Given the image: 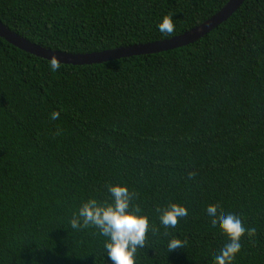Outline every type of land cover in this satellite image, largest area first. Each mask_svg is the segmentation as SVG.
<instances>
[{
	"label": "trees",
	"instance_id": "1",
	"mask_svg": "<svg viewBox=\"0 0 264 264\" xmlns=\"http://www.w3.org/2000/svg\"><path fill=\"white\" fill-rule=\"evenodd\" d=\"M228 1L0 0V23L84 54L181 35ZM165 15L171 35L156 28ZM49 63L0 38V264H111L105 238L69 220L88 199L110 202L117 184L149 220L135 264H213L226 237L208 205L255 229L233 264H264V0H244L186 46ZM171 203L188 214L165 229L155 209Z\"/></svg>",
	"mask_w": 264,
	"mask_h": 264
},
{
	"label": "clouds",
	"instance_id": "2",
	"mask_svg": "<svg viewBox=\"0 0 264 264\" xmlns=\"http://www.w3.org/2000/svg\"><path fill=\"white\" fill-rule=\"evenodd\" d=\"M162 35H171L174 31L172 17L165 15L156 25ZM58 63L52 60L49 70H58ZM58 113H51V119L58 118ZM107 192L110 202L98 203L96 199H88L76 209L69 225L73 230L94 228L105 238L103 250L111 264H135L138 248L145 245V235L149 229V220L140 213V209L132 206L133 194L123 185H108ZM158 223L165 229L175 228L179 219L185 217L187 209L174 203L155 209ZM211 230L220 231L226 242L213 257V264H233L241 249V238L247 234L251 238L254 228L245 229L240 217L233 214H221L215 205L205 209ZM171 251L181 247L179 239H171L167 244Z\"/></svg>",
	"mask_w": 264,
	"mask_h": 264
},
{
	"label": "water",
	"instance_id": "3",
	"mask_svg": "<svg viewBox=\"0 0 264 264\" xmlns=\"http://www.w3.org/2000/svg\"><path fill=\"white\" fill-rule=\"evenodd\" d=\"M243 1L244 0H229L219 11L198 26L170 39L159 40L146 44L125 46L100 52L68 54L52 51L30 43L26 39L8 30L1 23L0 38L14 48L50 62L54 59L59 64L73 66L101 64L132 56L155 54L191 44L212 31L221 23L225 22L231 14L238 9Z\"/></svg>",
	"mask_w": 264,
	"mask_h": 264
}]
</instances>
